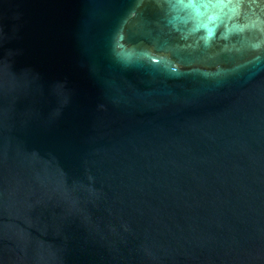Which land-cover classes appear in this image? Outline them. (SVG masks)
<instances>
[{
  "label": "water",
  "instance_id": "water-1",
  "mask_svg": "<svg viewBox=\"0 0 264 264\" xmlns=\"http://www.w3.org/2000/svg\"><path fill=\"white\" fill-rule=\"evenodd\" d=\"M0 264H264V0H0Z\"/></svg>",
  "mask_w": 264,
  "mask_h": 264
},
{
  "label": "clouds",
  "instance_id": "clouds-1",
  "mask_svg": "<svg viewBox=\"0 0 264 264\" xmlns=\"http://www.w3.org/2000/svg\"><path fill=\"white\" fill-rule=\"evenodd\" d=\"M209 35H211V33H209Z\"/></svg>",
  "mask_w": 264,
  "mask_h": 264
}]
</instances>
